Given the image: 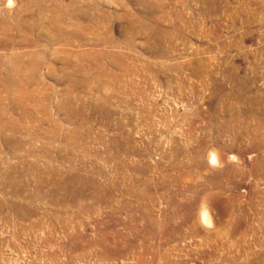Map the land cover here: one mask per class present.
I'll return each instance as SVG.
<instances>
[{"label":"rangeland","instance_id":"rangeland-1","mask_svg":"<svg viewBox=\"0 0 264 264\" xmlns=\"http://www.w3.org/2000/svg\"><path fill=\"white\" fill-rule=\"evenodd\" d=\"M6 3L0 264H264V0Z\"/></svg>","mask_w":264,"mask_h":264},{"label":"clouds","instance_id":"clouds-1","mask_svg":"<svg viewBox=\"0 0 264 264\" xmlns=\"http://www.w3.org/2000/svg\"><path fill=\"white\" fill-rule=\"evenodd\" d=\"M15 5V0H7L6 6L11 9ZM208 165L213 170L223 169L225 166L223 161L220 159L218 151L213 148L211 149L206 156ZM199 214L201 216V223L204 228L212 229L215 226L211 206L207 203H202L199 209Z\"/></svg>","mask_w":264,"mask_h":264},{"label":"bare ground","instance_id":"bare-ground-1","mask_svg":"<svg viewBox=\"0 0 264 264\" xmlns=\"http://www.w3.org/2000/svg\"><path fill=\"white\" fill-rule=\"evenodd\" d=\"M20 19H22V17L20 18ZM60 19H63V17H60ZM19 20V19H18ZM35 22V24H36V22H37V24L38 23H41L42 22V20H41V18H39L38 20L36 19V20H34ZM20 23V22H19ZM18 23V25H16V27H15V29H16V31H20L21 33H22V35L23 36H25V35H28V34H30V33H32L33 32V30H34V27L36 26H34V25H32V26H34V27H32L31 28V26H30V28H27V30L25 29L24 31H23V27H22V25L21 24H19ZM33 24V23H32ZM52 25H54L53 27H54V29H55V31H57L56 32V40L55 41H57V42H61V40L64 38V37H66L68 34L71 36L72 35V33H69V32H66V30L63 28V27H59V26H57V24H52ZM19 32V33H20ZM67 34V35H66ZM77 34V33H76ZM29 37V36H28ZM26 39V38H25ZM25 39H24V41H25ZM29 39V38H28ZM32 41V40H31ZM29 42H30V40H29ZM33 43V42H32ZM54 43V42H53ZM35 66V65H34ZM36 67V66H35ZM1 75V74H0ZM0 81L1 82H5V83H11V84H14V83H16V79L15 78H6L5 76L4 77H1L0 76Z\"/></svg>","mask_w":264,"mask_h":264}]
</instances>
